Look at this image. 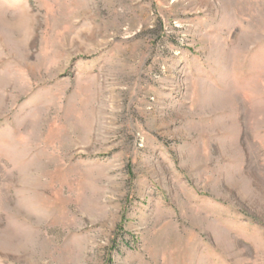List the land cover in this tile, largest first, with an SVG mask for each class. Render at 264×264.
Here are the masks:
<instances>
[{
    "label": "rangeland",
    "instance_id": "rangeland-1",
    "mask_svg": "<svg viewBox=\"0 0 264 264\" xmlns=\"http://www.w3.org/2000/svg\"><path fill=\"white\" fill-rule=\"evenodd\" d=\"M0 264H264V0H0Z\"/></svg>",
    "mask_w": 264,
    "mask_h": 264
}]
</instances>
